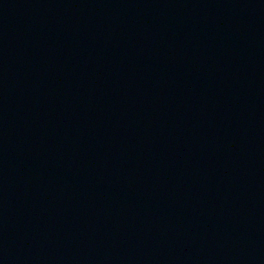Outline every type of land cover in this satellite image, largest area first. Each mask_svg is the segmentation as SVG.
<instances>
[{"label":"water","instance_id":"obj_1","mask_svg":"<svg viewBox=\"0 0 264 264\" xmlns=\"http://www.w3.org/2000/svg\"><path fill=\"white\" fill-rule=\"evenodd\" d=\"M0 264H264V0H0Z\"/></svg>","mask_w":264,"mask_h":264}]
</instances>
